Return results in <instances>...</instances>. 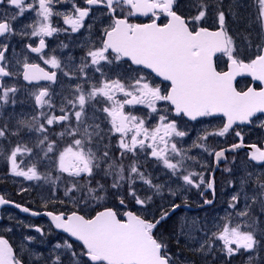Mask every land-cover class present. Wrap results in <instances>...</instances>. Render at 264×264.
I'll use <instances>...</instances> for the list:
<instances>
[{
  "label": "rangeland",
  "instance_id": "obj_1",
  "mask_svg": "<svg viewBox=\"0 0 264 264\" xmlns=\"http://www.w3.org/2000/svg\"><path fill=\"white\" fill-rule=\"evenodd\" d=\"M183 1L185 4L181 3V7L187 11L184 14L193 28H227L234 39V44L228 39L233 46L229 53L237 52L235 56H238L227 60H243L251 65L264 40V0ZM20 38L29 41L34 36L22 34ZM101 38V35L89 38L87 34L66 33V45L60 44L43 54L41 60L59 75L53 85H25L18 78L25 63L30 61L23 47L22 60L17 64L15 59L11 66L13 79H6L0 91L1 182L9 191L21 192L33 200L34 209L78 211L89 216L104 205L101 202L108 201L106 193H115L129 210L138 207L134 211L137 216L153 222V217L164 210L159 207L174 201L177 189L196 187L199 179L204 182L202 187H208L215 151L241 138L256 144L263 141L264 118L257 119L252 127L231 130H225L218 118L194 124L173 123L167 104L157 112L154 106L159 109V100L152 99V141L149 145H134L131 120L127 125L117 124L113 115L104 125L98 115H108L114 101L107 94L114 79L98 75L99 67L85 60L88 53L95 51L106 60ZM86 45V52L81 53ZM144 78L147 75L139 72L135 79ZM42 89L46 93L36 106L34 99ZM56 115H63L64 122L56 123ZM123 135L128 138L121 142L119 138ZM225 155L226 162L217 166L213 176L217 179L226 173L223 177L229 183L228 199L232 206L218 212L205 238L201 236L205 226L193 221L192 225L183 227L186 235L178 232L174 242L165 240V255L170 254L174 260L182 252L190 259L186 264H193V256L201 257L200 264H208L209 254L220 252L237 256L238 259L227 258L226 264H264V250H260L264 244H253L246 238L234 239L229 244L222 239L228 229L238 233L249 229L250 220L255 218L256 209L264 201V166L254 165L240 150ZM239 196L241 205L236 206ZM5 219L0 226L3 231L15 236L17 231L26 230L24 226L30 225L33 237L49 240L48 253L44 256L22 245L23 253L30 256L33 264H91L78 243L55 233L45 220L36 222L8 213ZM10 220L19 223L11 225ZM261 225L264 228V220ZM149 232L154 235L156 230L151 228ZM178 243L181 249L176 248ZM258 247L261 259H258Z\"/></svg>",
  "mask_w": 264,
  "mask_h": 264
},
{
  "label": "water",
  "instance_id": "obj_2",
  "mask_svg": "<svg viewBox=\"0 0 264 264\" xmlns=\"http://www.w3.org/2000/svg\"><path fill=\"white\" fill-rule=\"evenodd\" d=\"M132 1L130 7L134 16H140L142 10L148 9V0ZM164 2L168 17L165 25L157 26L151 22L129 28L123 20H116L114 28L105 35L104 46L135 66L150 71L157 79L168 82L170 88L166 101L174 116H183L189 121L200 120L206 114L222 117L225 130L236 125H250L254 117L264 116V44L251 65L231 60L227 69L219 72L215 58L227 51L222 29L199 27L191 32L183 17L170 12L174 0ZM4 32L5 27L0 34ZM27 48L32 54H37L46 46L44 41H39L36 46L27 45ZM0 76L9 77L10 74L0 66ZM242 77L250 78L260 88L250 86L239 91L235 83ZM21 81L25 85L55 84L57 73L35 63L25 64ZM45 92L41 90L36 95V106L41 104ZM63 120L62 115L55 117L58 124ZM262 131L264 134V124ZM262 146L259 148L239 140L215 151L208 187L217 166L225 162L226 153L246 150L249 161L257 166L264 165V140ZM5 205L13 207L21 215L47 219L54 231L83 247L84 257L91 264H170L149 229L167 218L176 207L157 222L149 224L129 210L123 213V219H119L112 208H102L87 218L77 211L67 214L34 211L1 198L0 208ZM12 254L8 242L0 239V264H15Z\"/></svg>",
  "mask_w": 264,
  "mask_h": 264
},
{
  "label": "flooded vegetation",
  "instance_id": "obj_3",
  "mask_svg": "<svg viewBox=\"0 0 264 264\" xmlns=\"http://www.w3.org/2000/svg\"><path fill=\"white\" fill-rule=\"evenodd\" d=\"M182 2L183 0H174L170 12L184 17L182 12L183 8L181 7ZM130 4H133L132 0H127V2L125 0H69V2L66 0H0V33L5 27L4 34H0V66L10 73L9 78L0 76V91L3 90L6 79H13V71L11 66L14 65L15 59L17 64L22 60L21 53L23 51V47L30 60L25 64L35 63L47 70L52 71L54 69L48 67L41 60V56L46 52L51 51L52 48L59 46L60 44L66 45V33L75 35L87 34L89 35V38L91 36L94 37L101 35V44L105 49L104 57L108 61L103 60L102 57L96 53L97 51H95V53H88V56L85 58L86 61L95 63L93 66L99 67V70L97 72L98 75H108L111 79H114L112 86L109 89V93H107L114 99V101L111 103V109L108 115H105L103 113L98 114L100 117V121L103 122L104 125H107L108 120H111L113 118V115L114 119L116 115V123L118 122L117 124L127 125V121L131 120L132 127L130 132H132L133 134V144L149 145L150 141H152L151 100H159V109L157 110L156 106H154V110L157 112H161L162 106H166L167 104L166 94L170 88V84L168 82L157 79L151 74L150 71L135 66L129 60L124 59L121 54L113 53L112 51L107 49L104 46V38L107 32L114 28L116 20H123L129 28H133L135 25H143L151 22H155L157 26H163L168 21V17L166 16L167 9L164 8V0H148V9L146 8L145 11L142 10V15L134 16ZM184 18L189 26L190 31L194 32L198 27L193 28L191 24H189V18H187V14ZM225 32L228 39H231L229 35L230 31L229 34L226 30ZM22 34L33 35L34 38L29 41H23L20 38ZM39 41H44L46 49L37 54H32L28 50L27 45L36 46ZM86 48L87 45L81 50V53L86 52ZM12 51H14L13 54ZM230 56L235 55H219L218 57H221L222 60L216 57L215 62L218 64L217 70L219 72H223L227 69V63L229 60H236L232 58L227 60ZM64 58L66 60V49ZM238 62L244 61L242 60ZM139 72L146 74L147 78L135 79ZM57 76L59 78L58 72ZM116 79H119V82L115 84ZM235 85L239 91H243L250 86H252L254 89L260 88L258 84L252 82V80L248 77L237 79ZM260 118L262 119L264 117L259 115L253 118L250 121L249 126L235 127H252L253 124H255L254 122ZM210 119L214 118H209V120ZM218 119H221L224 124L223 118ZM175 121L176 123L178 121L182 123L187 122L190 124H194L197 122L199 123V121L190 122L183 116L173 115L172 122L175 123ZM125 135L119 138L121 142H123L127 136L129 137V135H127L126 137ZM138 138L140 139V141L137 140ZM240 140H242L245 144H254L259 148L263 147V141L260 142L261 144H256L245 142V140H243L242 138ZM240 151L246 153L248 159L247 151ZM222 174L223 175L221 176V178L219 177L216 179L215 175L212 177L210 187H202L204 182L202 181V179H199L198 183L195 182L196 187L177 189L174 201H169L167 205L159 207L160 209H164V211L168 209V211L164 215H166L172 208L176 207L175 210L167 218L162 220L166 221L169 220L171 216H174L171 223H173V227L175 228L176 237L178 236V232L183 236L185 234L182 232L183 227L185 229L186 225H192V222L194 221L203 227L205 226L203 232L201 233V236L205 238L211 231L210 226L214 222L215 216H218V212H222L226 208H231L232 204L228 199L230 195L228 189L229 183H226V178L223 177L224 175L226 176V173L223 172ZM1 180L2 178L0 177V200L2 198L5 201L21 204L34 211H51L47 209H34L32 206L33 203H31L33 202V200H30L28 197H24L21 192L9 191L3 186ZM193 183L194 181L191 182V185ZM105 196H107L108 201L101 202V204L104 205L99 207V209L112 208L116 212L118 218L123 219V213L129 210L126 207L123 199H118V196L115 193H106ZM240 205L241 197L239 196L236 199V206ZM99 209H96L93 212L95 213ZM137 210L138 207H132V209L129 211H132L134 214H136L134 211ZM7 213L10 216L18 215L19 217H28L36 222L45 220L48 223L47 225H49V227L53 230L51 223L47 219L43 217L31 218L30 216L21 215L13 207L6 205L0 208V226L7 221L5 219V215ZM92 215L87 217L89 218ZM164 215L154 216L153 221L163 217ZM142 219L147 222L149 221V218L144 219L142 217ZM263 220L264 204L262 202V204H260L256 209L255 218L250 220L251 225L249 226V229L246 233H238L237 231L230 232V230L228 229V233L222 235V239L223 241L230 244L234 239L238 240L239 238H246L250 243L252 240L253 244H256L258 242L260 245H262L264 244V228L261 225ZM8 223L11 225H16L19 223V221L10 220L8 221ZM24 227L26 228V230L20 229L19 231H17L18 234L15 236L14 234H10L0 229V239H5L10 245L13 253L11 259L15 264H33V262L29 260L30 256H27L26 253H23L22 245H25L28 249H30V251L41 253L43 256L48 253L46 245L49 243V240L42 237H33V228H30V225L28 227ZM54 232L57 233L56 231ZM20 233L24 234V236H21ZM32 239L38 240L35 241ZM177 241L178 240L176 239V242ZM39 243L42 245H39ZM228 247H230V245ZM176 248H182L180 243L177 244ZM260 250H264V248H260ZM257 252L259 253L258 259H261V252H259V247L257 248ZM229 254L230 253L224 254L220 252L210 253L207 257L208 264H226L227 258L238 259L237 256L231 257ZM167 256L171 264H186V262L190 261L189 257L182 252H178L175 260L170 257V254ZM192 258L193 264H200L201 257L193 256Z\"/></svg>",
  "mask_w": 264,
  "mask_h": 264
},
{
  "label": "trees",
  "instance_id": "obj_4",
  "mask_svg": "<svg viewBox=\"0 0 264 264\" xmlns=\"http://www.w3.org/2000/svg\"><path fill=\"white\" fill-rule=\"evenodd\" d=\"M182 1V0H181ZM185 4V3H184ZM184 13H186L187 11L183 10ZM186 14H184L185 16ZM222 60V58H220ZM19 77V76H18ZM168 211V209H166L165 211L163 210L160 214V216L164 215L166 212ZM94 212H91L90 215H92ZM89 215V216H90ZM174 216H171V218L169 220L166 221H162L160 222L156 227L155 230L156 232L154 233V236L157 238L158 241L161 240L162 244L165 242V240L174 242L175 241V228L173 227V220ZM167 230V231H164ZM164 238V239H163ZM165 244V243H164ZM177 246V244L175 245Z\"/></svg>",
  "mask_w": 264,
  "mask_h": 264
}]
</instances>
